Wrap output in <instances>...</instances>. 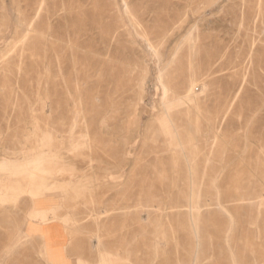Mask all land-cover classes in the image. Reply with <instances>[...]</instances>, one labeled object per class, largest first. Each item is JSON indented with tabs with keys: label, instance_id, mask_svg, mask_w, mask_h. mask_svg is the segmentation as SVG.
Returning <instances> with one entry per match:
<instances>
[{
	"label": "rangeland",
	"instance_id": "obj_1",
	"mask_svg": "<svg viewBox=\"0 0 264 264\" xmlns=\"http://www.w3.org/2000/svg\"><path fill=\"white\" fill-rule=\"evenodd\" d=\"M0 264H264V0H0Z\"/></svg>",
	"mask_w": 264,
	"mask_h": 264
},
{
	"label": "bare ground",
	"instance_id": "obj_2",
	"mask_svg": "<svg viewBox=\"0 0 264 264\" xmlns=\"http://www.w3.org/2000/svg\"><path fill=\"white\" fill-rule=\"evenodd\" d=\"M147 1V0H146ZM122 2V1H121ZM156 4V3H155ZM113 5V4H112ZM201 9V8H200ZM199 10V9H198ZM177 24V23H176ZM166 31V30H165ZM180 39V38H179ZM164 40V39H163ZM195 41H196V39H195ZM192 74L194 75V72H192ZM161 84V83H160ZM163 85V84H162ZM163 88V87H162ZM160 93V92H159ZM163 93V92H162ZM164 97V96H163ZM162 97V98H163ZM187 100V99H186ZM193 101V100H192ZM187 103H190V100H187ZM168 123V122H167ZM167 123H166V125H167ZM169 124V123H168ZM175 126V125H174ZM170 127V126H169ZM170 131V130H169ZM167 132V131H166ZM168 134V133H167ZM166 134V135H167ZM171 134V133H170ZM190 136V135H189ZM173 137V136H172ZM172 139V138H171ZM192 140V139H191ZM194 153V152H193ZM190 163V162H189ZM190 171V170H189ZM192 173H194V171L192 172ZM195 174V173H194ZM196 175V174H195ZM195 178V177H194ZM196 184V183H195ZM195 189V188H194ZM198 193V192H197ZM193 198V197H192ZM195 199H196V197H195ZM198 200V199H197ZM194 201V200H193ZM197 203V202H196ZM196 206V205H195ZM196 210V209H195ZM198 213V212H197ZM197 215V214H196ZM54 222V221H53ZM197 222V221H196ZM193 223V222H192ZM194 224V223H193ZM52 226V225H51ZM58 226V225H57ZM55 227V226H54ZM56 228V227H55ZM194 229V228H193ZM56 230V229H55ZM53 234V233H52ZM55 234V233H54ZM53 237V236H52ZM55 239V238H54ZM44 240H46V239H44ZM52 240V239H51ZM53 241H55V240H53ZM52 243V242H51ZM45 244H46V242H45ZM51 245V244H50ZM56 245V244H55ZM96 245V244H95ZM60 247V246H59ZM56 248V247H55ZM64 249V248H63ZM54 250V249H53ZM62 250V249H61ZM52 253V252H51ZM62 253V252H61ZM65 253V252H64ZM55 254V253H54ZM52 255H53V253H52ZM63 254H61V256H62ZM51 257V256H50ZM56 257V256H55ZM66 257V256H65ZM67 258V257H66ZM60 259V258H59ZM61 261V260H60ZM64 262H66V261H64ZM69 263V262H68Z\"/></svg>",
	"mask_w": 264,
	"mask_h": 264
}]
</instances>
